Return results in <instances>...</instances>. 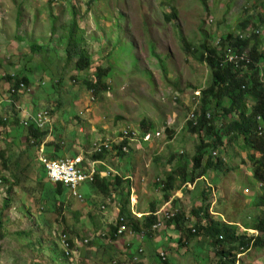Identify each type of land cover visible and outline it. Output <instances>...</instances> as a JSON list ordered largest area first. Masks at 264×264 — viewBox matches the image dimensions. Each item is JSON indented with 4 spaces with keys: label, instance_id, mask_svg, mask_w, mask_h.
<instances>
[{
    "label": "rangeland",
    "instance_id": "rangeland-1",
    "mask_svg": "<svg viewBox=\"0 0 264 264\" xmlns=\"http://www.w3.org/2000/svg\"><path fill=\"white\" fill-rule=\"evenodd\" d=\"M50 1L0 0V98L5 99L8 88L12 85V80L8 82L5 74L26 75L24 63L27 65L34 59L44 58L43 50L34 54L29 46V41L42 37L38 43L49 52L46 60L50 61V71L43 61L46 65L45 72L48 76L52 75L53 82L49 80L50 84L46 81V85H41L40 82L43 80H39L38 64L36 72L27 73L31 80L30 91L20 96L21 103L30 106L33 111L42 107H54L57 112L53 125L58 131L55 135L59 138L55 141L59 142L61 148H66L65 143L70 141L72 153L76 155L84 152L85 157H89L86 155L93 151L91 144H98L104 138H115V135L124 129L133 128L139 133L137 128L140 129V122L144 118L147 122L153 123L157 130L168 127L170 131L164 133L161 130L159 138L157 137L155 141L153 139L148 144L143 143L142 152L135 151L133 155L127 152L123 157L113 158L110 155L106 158L107 163L110 162V158L132 172L134 175L131 177L132 185L138 194L140 206L155 201L161 204L159 207L162 206L165 202L161 198L163 191L156 186V178L159 177L161 180L165 178L166 170L162 164H168L169 153L176 152L188 137L185 119L195 102L194 90L207 87L210 82L209 67L199 61L195 54L188 53L185 45L189 44L192 50L206 40L215 46L221 35L231 33L235 36L241 30V24L246 17L251 20L247 24H257L264 29V0H91L87 2L88 5L85 3L86 0H75L77 40L88 53L93 68L84 72L66 73L68 78L64 81V88L57 91L51 84L56 83L57 78L60 79L64 72L63 67L67 66L64 50L66 44L61 38L66 30L63 25H68L71 19L73 8L70 2L73 0H58L57 4H51ZM21 10H24L25 23L17 28L14 20ZM168 13L171 14L169 20L165 17ZM53 17L58 18L54 21ZM52 27L54 31H51ZM262 38L264 40L263 34ZM261 48H264V42ZM99 63L102 68H109L107 76L103 78L109 88L95 96L82 81L72 79V75L77 74V80L89 78L94 68L97 70ZM210 101L211 99L207 98L208 105ZM196 108L199 109L200 105ZM209 109L214 111L212 108ZM52 110L54 112V109ZM60 116L62 121H59ZM75 116H80V119ZM8 118L14 119L13 114L10 113ZM11 125L4 129L12 130ZM14 130L18 148L16 152L19 153L20 147H24L25 144L24 133L22 127H15ZM6 133L3 132L0 136L1 147L4 145L2 141H14L12 135L8 136ZM170 133H175L171 139V147L167 144ZM192 136L193 141L188 143V148L183 146L185 152L193 153L199 143L195 135ZM237 142L241 144L242 139L239 138ZM237 142L233 140L227 143L225 152L221 153L227 159L224 179L223 176L222 181L219 179L223 172L208 171L200 181L202 186L192 187L190 184V190L177 192L179 201L174 205L176 210L182 206L190 210L193 200L195 207L200 206L201 202L195 198L202 187L211 186L207 189L210 194L212 193V196L208 197V202H213L209 207L210 216L238 223H241L244 217L253 220L257 216L258 210L253 204L252 196L262 197L264 191L253 178L251 168L253 161L249 160L251 150L247 148L246 152L242 151ZM19 143L21 144L18 146ZM10 152L17 156L16 152L11 150ZM57 155H64V151L59 149ZM131 156L132 162L127 166ZM156 156L160 157V162L154 160ZM42 174L45 175V172L42 171ZM24 178L34 179L30 175H24ZM138 189L139 193L136 191ZM92 190L88 182L79 186L84 198L94 197ZM48 193L53 194L51 191ZM20 196L23 198L22 201L26 200V205L32 210L35 209L27 193L21 191ZM0 197V204L3 205V197ZM56 201L67 203L66 198L58 195ZM85 201L87 199L82 200L78 197L69 200L68 208L72 204L76 205L80 208V215L77 219L73 211L68 216L64 213L63 224L57 221L59 217L55 213H43L50 227L39 225L41 221L39 217H43L42 215L38 217L40 212L36 216L35 211L29 213L21 208L18 212L17 209L12 210V207L4 210L0 206V218L3 221L1 230L5 233L0 239V264H70L65 261L59 245L58 234L61 230L64 229L69 237H86V228L90 227L87 212L93 209L91 212L94 214L90 215L93 224L106 217V213H103L105 210L97 211L99 204L93 207L84 206ZM97 202L99 203L100 199ZM46 203L49 204L50 201L47 200ZM78 223L80 226L75 229ZM108 225L106 220L105 224L95 226L96 237L102 238L104 230L101 228ZM67 227L71 230H66ZM162 232L158 234L163 235ZM248 232L252 234V231ZM162 237L167 241L163 246L156 244L154 238L153 243L143 240L146 251L139 257V262L161 264L157 254L165 252L166 259L171 264H212L210 258L214 255L215 249L206 237L195 236L187 247H181L176 239V244H171L173 237L170 235ZM85 246H80L82 264L89 263L82 256L83 251L87 249ZM197 249L201 253L196 257ZM100 251L102 256H99L106 262L110 263L111 259L117 257L114 256L112 247H100ZM236 258L235 264H264V248L256 250L252 247L250 251L237 255ZM92 264L100 263L96 260Z\"/></svg>",
    "mask_w": 264,
    "mask_h": 264
},
{
    "label": "trees",
    "instance_id": "trees-1",
    "mask_svg": "<svg viewBox=\"0 0 264 264\" xmlns=\"http://www.w3.org/2000/svg\"><path fill=\"white\" fill-rule=\"evenodd\" d=\"M91 0L88 1V3ZM87 3V5H88ZM71 19L68 25L63 26L66 28L65 35L61 38L62 41L66 44L65 50V59L66 65L63 67V73L61 74L58 82L51 84L54 90H59L64 88V81L67 80L66 73L72 71L81 70L85 71L93 66H91L89 55L77 40L78 35V21L76 17V8L74 2H71ZM170 13L166 14L165 17L169 20ZM172 15L176 17V14L172 12ZM262 17L260 16V19ZM241 26H246L250 19L246 17L243 19ZM19 23V20H16ZM54 31V29L52 30ZM263 33L255 34L251 38L240 39L234 37L231 33L221 35V39H217L216 42L218 45H210L206 40L202 41L198 48L190 49L189 44L185 45V50L191 55L195 54L197 59L201 62H204L210 69V82L207 87L202 91V103L200 105L201 114L197 125L193 126L191 122L188 123V132L187 135H196L199 143L194 149V152L191 151L182 152L181 154H174L171 158L176 159V171H167L164 173V179L161 180L159 177L156 179V186H159L163 194L161 196L163 201H167L175 193L176 189L182 187L186 182H194L197 178L202 177L208 171L224 170V163L221 158L223 155L222 151L225 152V147L227 143L231 141H236L240 138L242 143H238V146L242 151H247V148L251 150L249 154V160L253 161L252 174L255 182L260 184L261 188L264 191V134L259 135L257 132V123L261 124L264 131V84L259 82L260 75V66L264 62V48H261V44L264 42L262 38ZM81 38V43H82ZM31 50L34 54L40 52L41 46H37L35 42L30 44ZM252 48L251 63L244 65L242 67V61L228 62V56L232 54H241V50L245 48ZM43 57L41 60H32L31 64H28L26 71L36 72V69L39 66V80H43L41 85H46V81L49 83L51 80L46 74V68L43 61L46 62L48 69L50 71V61L46 60V55L48 51L45 49L42 51ZM43 59V60H42ZM42 61V62H40ZM34 64V65H32ZM97 66V70L94 69V73L89 76V78H83L82 80H77V74L72 75V79L75 81L83 82V84L91 92H94L96 96L98 92H106L109 88L108 84L103 79L104 76H107L109 68H102L100 63ZM69 66V69H68ZM106 74V75H105ZM19 76V74H17ZM6 78L10 80V74L6 75ZM5 78V79H6ZM19 82H25L29 85L31 83L28 75L22 74L21 77H18ZM71 78V77H70ZM53 82V80H51ZM50 84V83H49ZM23 92H20L18 89L13 94L10 95V100L7 103L3 104L1 108L2 114L12 112L14 119L10 123L14 127H20L18 120V111L15 110V106L12 101L18 100ZM101 94V93H100ZM99 95V94H98ZM207 98H210L211 101L209 105L207 103ZM5 107V108H4ZM32 107V106H31ZM209 108L214 110V115L211 119H206L205 111ZM33 108V107H32ZM221 112V113H219ZM3 116L0 117V125L7 126L9 124L8 119H3ZM80 119V116H75ZM230 117V118H229ZM140 128L144 132H149L152 129H155V126L151 122H147V119H142L140 122ZM203 130H206L203 134ZM58 131L54 129H49L45 127L43 129L38 128L34 123H29L24 128V136L27 141L26 146L37 148L40 142H43L48 135H52L54 140H48L46 146L48 147L47 153L49 156H55L54 153L50 152V148L54 146V149L57 151L61 148L59 142L55 141L59 138L55 135ZM126 141L123 140L121 144L115 146L116 153L115 157H123L127 152L121 150L122 144H125ZM70 141L65 143L64 149L67 152H71ZM219 150V153L216 155L212 154L214 149ZM57 149V150H56ZM139 152H142L139 151ZM107 152L96 151V153H90L86 156L92 160H99L103 158ZM258 154V156H257ZM72 156L75 154L71 153ZM127 164L130 165V159ZM160 157H154V160L160 162ZM156 163V162H155ZM247 163V162H244ZM190 165V167L188 166ZM121 170L120 175L110 173L108 177H100L98 173L95 174L92 181H86L92 186V191H94L93 196L87 198L89 200L88 205L93 207L99 204L97 200H104L103 195L110 194V190L113 188L116 190V199L118 200L119 206V215L117 220L110 224V237L113 236L114 232L120 225L124 223L133 234L141 235L142 233L145 236H153L154 229L153 225L159 222L160 217L156 216L155 212L157 211L160 203L151 202L149 206L148 214L143 216L141 219L135 217L129 209V196L131 183L128 177V173ZM20 173V172H19ZM13 172V182L11 186L18 187L24 193L30 197L31 201L37 205L41 213L39 216H43V213L53 212L59 218L58 221L63 224L65 222L64 209H66L65 203L63 201L57 202L56 195L61 198H67L68 188L57 183L56 185H50L46 183L45 177L39 178L36 182L27 180L20 173ZM83 182V183H86ZM82 183V184H83ZM201 185V184H200ZM7 187V196L3 199L4 202L2 209H9V193L13 187ZM34 186V187H33ZM82 185H80L81 187ZM113 187V188H112ZM79 189V187H78ZM209 188L202 187L197 198L200 200V206H194L193 201H191V208L187 210L184 206L182 208H176L174 205L179 201L178 198H174L172 201V210L175 211V216L165 220L166 230L169 232L172 238V242L181 244V247H187L189 241L195 236H204L209 239L210 244L213 246L214 255L210 258L212 264H235L237 261L236 256L241 252H248L251 248L260 250L264 248V196L260 197L253 195L252 200L254 199V206L257 208V216L250 220L248 217H244L241 223L236 221L235 223H226L222 220H218L213 216L209 215L210 202H208V197L210 195ZM53 193L49 195L48 192ZM100 197V198H98ZM42 198L43 201H42ZM8 199V201H7ZM50 201L49 204L46 202ZM206 204H203V203ZM57 206V207H56ZM48 209V210H47ZM47 210V211H46ZM64 217V221L62 220ZM119 217L123 218V222L119 220ZM43 226L50 227V223H46L44 216L40 217ZM2 219L0 218V239L4 236V232L1 230ZM41 227H43L40 224ZM241 226L246 229H241ZM172 227V229H170ZM66 230H71L69 227L65 228ZM169 229V230H168ZM247 229H254L258 231V234L250 235L247 233ZM64 231V229L62 230ZM177 234V238H176ZM144 236V237H145ZM175 236V237H174ZM176 239V240H175ZM167 242V241H166ZM165 242V243H166ZM159 244L160 246L165 245ZM157 244V243H156ZM201 248V246H200ZM158 251V250H157ZM201 253L197 249L196 257ZM159 263L161 264H171L166 258V255L161 253L157 254ZM64 256V253H63ZM65 257V256H64ZM65 261H70L65 257ZM128 264H143L141 262H133L132 259H129Z\"/></svg>",
    "mask_w": 264,
    "mask_h": 264
},
{
    "label": "clouds",
    "instance_id": "clouds-1",
    "mask_svg": "<svg viewBox=\"0 0 264 264\" xmlns=\"http://www.w3.org/2000/svg\"><path fill=\"white\" fill-rule=\"evenodd\" d=\"M56 1L58 2V0H51L49 3H51V4H55L56 3ZM89 0H86L85 1V3H87ZM73 2H74V4H75V0H73ZM19 3V2H18ZM57 4V3H56ZM70 5L72 6V4H71V2H70ZM75 5H77V4H75ZM24 16H25V14H24V10H21L18 14H17V16L15 17V23H14V25L18 28V27H20L22 24H24L25 23V20H24ZM54 18V21L58 18V17H53ZM19 20V23H17L16 22V20ZM258 22L259 23H261L259 20H258ZM63 26H65V24L63 25ZM54 29V27H52V30ZM51 30V31H52ZM259 33H263V29H262V27L261 26H259V25H253V24H247L246 26H242L241 27V30L239 31V32H237V34L235 35L236 37H238V38H240V39H244V38H251L253 35H255V34H259ZM234 36V37H235ZM16 38H18L17 36H15ZM42 37H38L37 39L35 38V39H32L31 41H29V46H30V44L32 43V42H35L36 43V45L37 46H40V44L38 43L39 41H40V39H41ZM220 40V39H219ZM216 44H217V42H216ZM218 45V44H217ZM31 48V47H30ZM42 50H45L44 48H41L40 49V51H42ZM251 50H252V48L250 47V48H245V49H242L240 52H241V54L242 53H244L245 55H246V60L244 61V62H242V67H245L244 65H246V64H249V63H251V60H253L252 59V56H251ZM239 53V52H238ZM240 54V53H239ZM230 63V62H229ZM261 64H264V62L263 63H261ZM28 65V64H27ZM25 63H24V67L25 66H27ZM91 66H92V64H91ZM93 68V67H92ZM92 68H90V69H92ZM95 69V68H94ZM25 70H26V68H25ZM76 71H78V72H80L81 70H76ZM85 71H87V70H85ZM260 75H259V82L260 83H263L264 84V65L263 66H260ZM81 72H84V71H81ZM95 72V71H94ZM93 72V73H94ZM28 73V71H26V75H28L27 74ZM92 73V74H93ZM5 75H7V74H5ZM91 76V75H90ZM10 80H12V85H10L9 86V88H8V93H7V95H6V103H7V101H11L10 100V95L11 94H13V93H15L18 89L20 90V92H23V94L21 95V96H23V95H25V93H27V91H30V84L29 85H27V84H25V82H19L18 81V79H20V78H18V77H21L20 75L19 76H17V74H15V73H11L10 74ZM29 77V76H28ZM84 78H86V77H84ZM10 80L8 81V82H10ZM55 82H58V80H55ZM41 83H43V82H41ZM21 85H23V86H21ZM204 86H203V88L202 89H199V88H197L196 90H194V93H193V95H194V97H193V99L195 100V102H194V105H193V107L191 108V110L189 111V112H187L188 114H186V119H185V122H186V124L188 125V123L189 122H191L192 123V125L193 126H195V125H197V123H198V120H199V116H200V114H201V109L199 108V109H197L196 107L198 106V105H201V103H202V91L204 90ZM198 92V95L196 94ZM200 93H201V95H200ZM8 94H10V95H8ZM175 98V97H174ZM93 99V98H92ZM200 101H201V103H200ZM13 102V104H14V106H15V110L16 111H18V120H19V123H20V127H22V129L23 128H25V126L26 125H28L29 123H34L38 128H41V129H43V128H45V127H49V129H54V125H53V123H55V112H57V110L55 111V108L54 107H51V108H49V107H42L41 109H39V110H37V111H33L31 108H30V106H28V105H26L24 102H22L21 103V101H20V98L18 99V100H15V101H12ZM200 103V104H199ZM194 107H195V110H194V113H195V117H196V123L194 124V120H192V119H188V116H189V114H190V112H192V110L194 109ZM52 109H54V112H53V110ZM11 112V111H10ZM10 112L9 113H5V114H2V112L0 111V117L1 116H3V117H5L6 119H8L9 120V124H11L10 123V121H13V119H10V118H8V116H9V114H10ZM207 113H210L211 114V116L208 118L207 117ZM219 113H221V112H219ZM11 114H12V112H11ZM38 114H45V116L46 117H48V119H49V121L47 122V123H45L43 126H38L37 125V123H36V117H37V115ZM205 117H206V119H211V117L214 115V111H211L210 109H207L206 111H205ZM230 118V117H229ZM56 119H58V117L56 118ZM63 119H62V117L60 116L59 117V121H62ZM262 129H263V127L261 126V124H259V123H257V132H258V134L261 136V135H263L264 134V131H262ZM137 130L140 132V134H151V139L149 140V141H143L142 142V147H140L137 143H132V144H127V140H125L126 141V143L125 144H122V146H124V145H127L126 147H127V150L126 151H124L122 148H121V150L123 151V152H131L132 154H133V152H139V151H141L142 150V148H143V143H146V144H148L149 142H151L153 139H154V141H155V139L158 137L159 138V135H160V133H161V130L165 133L166 131H169V128L168 127H161L159 130H157V128L155 127V129H152L151 131H149V132H144L141 128L140 129H138L137 128ZM123 131V130H122ZM122 131L121 132H119V134H117V135H115V137L116 136H119L121 133H122ZM206 130H203V134H204V132H205ZM159 133V134H158ZM195 135V134H194ZM195 137H197L196 135H195ZM52 140L53 138H52V135H48L47 137H46V139L43 141V142H40V144L38 145V147L37 148H33V147H31L32 149H35L36 151H37V154H36V157H37V161L39 162V165H40V167H41V169H42V171H44L45 172V175H44V177H46L47 178V180L49 181V183L51 184V185H56L57 183H61V185H63V186H65L66 188H68V191H67V195H68V193L70 194L69 196L70 197H72V198H75L76 199V197H78V198H80V199H87V198H84V196L82 195V193L79 191V189H78V187L80 186V185H82V183L83 182H86V181H92L93 180V177L95 176V174L96 173H98L99 174V176L102 178V177H107V176H109V174L110 173H113V174H117V175H120V172L118 171H116V170H112V167H110V166H108L107 165V163L105 162L106 161V158H107V156H108V154H110V155H112L113 156V158L115 157V153H116V148H115V146H117V145H119V144H121V142L120 143H114V145H113V148L111 149V150H109V149H101L100 151H102V152H107V154L103 157V158H100L99 160H92V159H90V158H88V157H85V155L83 154L84 152H82V153H80V154H76V155H74V156H72V157H69L70 155L68 154V152L66 151V150H64V148H60L61 150H63L64 151V155H62V156H58L57 154H56V151H55V149L53 148L54 146H52L50 149V152H52V153H54L55 154V156L53 157H51V156H49V154L47 153V149H48V147L46 146V142L48 141V140ZM141 139H143V137H141ZM105 140V138L104 139H102V140H100V142H102V141H104ZM26 141V140H25ZM27 142V141H26ZM58 142V141H57ZM99 142V143H100ZM95 144H97V143H94V144H91V146L93 145V151L91 152V153H96V151L97 150H94L95 149ZM60 147H62L61 145H60ZM64 147V146H63ZM57 150V149H56ZM72 151V150H71ZM183 151H181L180 153H182ZM215 152V153H214ZM217 153H219V150H218V148L217 149H214L213 151H212V154L213 155H216ZM41 156H43V157H45V158H47L48 160H59V159H63V158H69V159H75L76 157H78V156H81L82 157V162H81V164L79 165L80 166V168L85 172V173H90V171L92 170V169H94V173H93V175H92V178L91 179H86V180H84V181H82L78 186H77V188L75 189V191H76V193H77V195H75L74 193H73V191L70 189V187H68V186H66L65 184H63L62 182H54V181H52L51 180V178L48 176V174H47V170H46V168H45V166H44V164L41 162V160H40V157ZM222 159V161H223V163L225 164L224 165V168H225V166H226V164H227V159L223 156V158H221ZM248 163V162H247ZM246 163V164H247ZM249 164V163H248ZM253 165V164H252ZM252 168V167H251ZM234 169V168H233ZM233 169H231V171L233 170ZM217 171H221V170H217ZM216 171V172H217ZM229 171V170H228ZM221 172H223V175H220V177H219V179H221V176H223V179H224V177H225V174H226V172L227 171H221ZM129 175V174H128ZM205 175H203L202 177H200V178H197L194 182H186V183H184L183 185H182V187L181 188H179V189H176L175 190V193H177L178 191H184L185 189H189V187H187V185L188 184H191L192 185V187H193V185H194V187L195 186H197V185H200V184H202V182H200V181H202V179H203V177H204ZM214 177H216V174H214L213 175ZM126 178H129V180H130V183H131V189H130V196H129V209H130V211H131V213L135 216V217H142L141 215H139L138 213H137V211H136V209H135V207H136V205H137V193L135 192V188H134V185H132V178L130 177V176H128V177H125V179ZM223 179H221V181L223 180ZM202 186V185H201ZM261 186V185H260ZM191 187V188H192ZM209 187H211V186H206V188H209ZM133 189H134V192H133ZM21 190V189H20ZM190 190V189H189ZM193 190V189H192ZM137 191V190H136ZM23 192V191H22ZM24 193V192H23ZM209 196H212V193L209 195ZM175 197L174 196H171V198L169 199V200H167V201H165L164 202V204L162 205V207H161V209H164V210H172V201H173V199H174ZM86 202V204L88 205V203H89V200H87V201H85ZM84 202V203H85ZM169 202H170V204L171 205H169V207L171 206V208H166V205H168L169 204ZM166 203H168V204H166ZM210 203H213L212 201L210 202ZM215 203V202H214ZM11 204V203H10ZM133 205V209L131 208V206ZM99 206H100V204H99ZM91 207V206H90ZM160 209V210H161ZM97 210H98V208H97ZM101 210H103V209H101ZM159 210L157 209V211L155 212V214H156V216H159L160 217V220L162 221V225L160 226V227H158V228H154V227H152V229H154V233H153V235L155 234V233H161L162 232V230L163 229H166V228H164V226H165V220H168V219H165L162 215H158L157 214V212H158ZM172 211H174V210H172ZM175 212V211H174ZM64 214V213H63ZM118 215H119V213H118ZM118 215H117V217H118ZM146 215V214H145ZM144 215V216H145ZM36 216H37V214H36ZM175 216V215H174ZM172 218V217H171ZM121 219V217H119V220ZM117 219L115 218V221H116ZM121 221V220H120ZM222 221H224V222H226V223H235V222H233V221H225V220H222ZM40 223V222H39ZM41 224V223H40ZM39 224V225H40ZM112 224V223H111ZM121 224V223H120ZM155 225V224H154ZM153 225V226H154ZM119 227V226H118ZM105 228H107V230H105L104 231V235H103V237L101 238L102 240H104V241H106V242H108V243H111V242H109V241H113V240H116L118 237H121V236H123L124 234H128V235H130L129 234V232H125V233H123V234H120V235H118V236H116L115 235V232L117 231V229H116V231L114 232V234H113V236L112 237H110V226H108V227H105ZM128 228V227H127ZM103 230H104V228H103ZM128 230L130 231V229L128 228ZM243 230H246V229H244L243 228ZM248 230L249 231H252V234H250V235H257L258 234V231L257 230H254V229H247V233H249L248 232ZM164 231V230H163ZM63 232V233H62ZM57 235V234H56ZM131 235L133 236H138V235H136V234H133L132 232H131ZM130 235V236H131ZM63 236H66V241L68 242V245H69V249H70V251H75V254H71V255H67L66 254V252H65V247H64V243H63ZM142 238L145 236V234H141L140 235ZM80 237V236H79ZM77 236H75V237H69L68 236V234L66 233V232H64V231H62L61 230V233H59L58 234V239H59V245H61V249H62V252L64 253V256L66 257V258H68L70 261H72L71 262V264H81V262H80V246H82V245H87V244H94V241H92V239H88V238H85V239H80V241H81V245H77ZM79 239V238H78ZM110 245V244H109ZM160 249V248H159ZM143 252H144V250H143V247H141V246H137V249H136V251H135V253L134 254H131V256L130 257H128V259H121V258H119V257H116V258H113V259H111L110 260V264H128V262H129V259L131 258L132 259V261L133 262H139V257L141 256V254H143ZM160 253H163V255H166V253L165 252H160ZM244 254V253H246L245 251L244 252H241V253H239L238 255H240V254ZM134 258H136V260H134Z\"/></svg>",
    "mask_w": 264,
    "mask_h": 264
},
{
    "label": "crops",
    "instance_id": "crops-1",
    "mask_svg": "<svg viewBox=\"0 0 264 264\" xmlns=\"http://www.w3.org/2000/svg\"><path fill=\"white\" fill-rule=\"evenodd\" d=\"M49 78L51 80H53L52 77H49ZM56 80H58V78ZM6 98L5 99H1L0 98V110H1L2 104L6 103L5 102ZM10 125L11 124H8L7 126H10ZM7 126L0 125V136H1V134L3 132H7L6 135H8V136L12 135V138H14V141H12V140L9 141V142L2 141L4 143V145H2V147L0 146V196H2L3 199L6 198V196H7V187L11 186V183L13 182L12 181L13 180V175H12L13 172H15V173H19L20 172L23 175V177H24V175H30V176H32V178H34V179H31L32 181H36L40 177L44 178V175L42 174V169H41V167L39 165V162L37 161V157L35 155V154H37V151L34 152V151H32V148L30 146H26L27 142L24 139V143H25L24 147L21 146L20 150H19V153L16 152V149H18V148L16 146L17 145V143H16L17 140H16V131L14 130L15 127H13L14 125H11L12 126V130H5L4 128L7 127ZM22 131L24 133V128L22 129ZM174 135H175V133H170V137H169L170 141L169 140H168L169 142L167 141V144L169 145V147H171V139L174 138ZM186 136H188V137H186L184 143L180 144V146H179L180 148L176 152H172L171 154L169 153V157L167 159L168 160V162H167L168 164H162V166H164V169L166 170V172L167 171H171V170L172 171H176L175 169L178 166L176 164V159H175V157L174 158H171V157L174 156V154H177V158H178V154L181 151H184L183 150V146H184V148H186V147L188 148V146H189L188 143L189 142L191 143V141H193V138H192L193 136L192 135H186ZM23 138H25V136ZM20 144L21 143H19L18 146ZM12 147H13V149H12ZM10 150L13 151V152H16L17 156L15 157V155H12ZM71 153H72V151L68 152L69 155H71ZM109 156H110V154H108L107 158ZM130 160H131L130 162H132V159H130ZM109 161L110 162H108V163L106 161L105 162L107 163L108 166L112 167V170H116L117 172L118 171L121 172L119 167L120 166L122 167V165H120L119 162H117V161L114 162V160H111L110 158H109ZM133 164H134V162H133ZM126 165L128 166L129 164H126ZM188 166L190 167V165H188ZM123 170H125L129 174L130 177L134 176L132 174V172H130L128 170L127 167L123 168ZM45 181H46V183L50 184L46 177H45ZM201 185H199V187ZM11 187H13V186H11ZM115 191L116 190L114 188L112 190H110V194H108L106 196L103 195V197L105 199L99 202L100 206L98 207L97 211H100L101 209L105 210V211H103V213L104 212L106 213V215H105L106 217H104V218L102 217L100 219L99 223L93 224L92 223L93 219L90 216V215L94 214L93 212H91V210H93V209L89 210L87 212V215L90 217V219H89L90 223L88 222L90 227L86 228L87 229V233H86L87 236L86 237H83V236L79 237L78 236L79 239L77 238V241H76L77 245H81L80 239H82V238L83 239L88 238V239H92V241H94V244L92 246H85V247H87V249L84 250L83 253H82V256H84V259L88 260V262L90 264H92L93 261L96 262V260H98V262L100 264H102L103 262H105L104 264H110L108 261L106 262V260L104 261L102 259V257H100V256H102V253L100 251V247L101 248L112 247L114 252H115L114 256H117V257H119L121 259H128V257L131 256V254L135 253V251L137 249V246L143 247L144 252L146 251V245L144 244L145 242L143 240H148V241L153 243V239L152 238H154V240L157 241L155 243L164 244L166 241H165V238L162 237V236H166V235L169 234V232L166 229H164V231L162 232L163 235H159V234L156 235L157 233H155L152 237L147 235V236L142 238L140 235H138V236H134V235L132 236L131 235L130 236L128 234H124L123 236H125V238L118 237L116 240L109 241L111 243H108V242L102 240L101 238L96 237L95 226H101V225L105 224L106 220H107V223L109 224L108 226H110L111 223L115 222V218L117 219V215L119 213L120 204H119L118 200L116 199ZM137 191L139 193V189ZM20 195H21L20 188L13 187L10 190V193H9V199L10 200H9V202L11 203L10 204V208L12 207V210L13 209H17V211L19 212V210L21 208H23V210L25 212L28 211L29 213H34V211H35V213L37 214V213L40 212L39 210H41V209H39V208H42L43 204L41 206L37 207V205H34L33 203L30 202L33 206H35V209L32 210L31 207L26 205V200L22 201L23 198H21ZM69 195L70 194L68 193V196L66 198L67 203L65 205L66 209H64V213H66V216H68V214L73 211L72 213L78 219L79 218L78 216L80 215V208L77 207L74 204H72L71 207L68 208L67 204H68L69 200L72 199V197H70ZM172 196H174L175 198H178V193H174ZM27 199H28V196H27ZM195 199L197 200L198 198L196 197ZM7 201H8V199H7ZM29 201H31V199ZM137 201L138 202H137V205H136L135 209H136L137 213L143 217L145 214H148V211L150 210L149 209L150 204L140 206L141 203H140V200H139L138 196H137ZM4 202H6V201H3V204H4ZM23 202L25 203L24 206L22 205ZM83 205L87 206L86 202ZM169 205H170V202H169L168 205H166V208H171V206L169 207ZM0 206L2 207L3 205L0 204ZM138 206H139V208H138ZM145 206H146V209H145ZM161 207L162 206H160L158 208V210H160ZM64 217H65V215H64ZM64 217L62 219L63 221H64ZM138 218L141 219L140 217H138ZM39 219H40V217H39ZM40 223L43 226L42 221H40ZM70 225L72 226V224H70ZM77 226H80V224L78 223L76 225V227ZM108 226H103L101 229L104 228V231H105V230H107V228H105V227H108ZM75 229H78V227L75 228ZM170 229H172V227H170ZM159 236H160V238H159ZM171 244L175 245L176 243L172 242ZM143 245H145V246H143ZM92 248H94L95 250L93 251ZM89 263H87V264H89Z\"/></svg>",
    "mask_w": 264,
    "mask_h": 264
},
{
    "label": "built area",
    "instance_id": "built-area-1",
    "mask_svg": "<svg viewBox=\"0 0 264 264\" xmlns=\"http://www.w3.org/2000/svg\"><path fill=\"white\" fill-rule=\"evenodd\" d=\"M242 61L244 62L246 60V55L244 53L242 54H230L228 56V62H236V61ZM23 86V85H21ZM198 95V92L196 93ZM195 107L190 112L188 119L194 120V124L196 123V117L194 113ZM211 116L210 113H207V117L209 118ZM5 119V117H2ZM49 121L48 117L45 116V114H38L36 117V123L37 125L43 126L45 123ZM139 132V131H138ZM159 134V133H158ZM143 137V139H141ZM151 139V134H140L136 132L133 128L131 129H124L122 133L119 136H116L115 138L105 139L104 141L95 144V149L97 151H100L101 149H109L111 150L113 148L114 143H120L123 140H127V144L137 143L140 147H142L143 141H149ZM127 145L122 146V149L124 151L127 150ZM215 153V152H214ZM41 162L44 164L48 176L51 178L54 182H62L66 186L70 187V189L73 191L75 195H77L75 189L77 186L86 179H91L92 175L94 173V169L90 171V173H85L81 168L80 164L82 162V157L78 156L75 159H69V158H63L59 160H48L47 158L41 156L40 157ZM190 184L187 185L189 187ZM168 204V203H166ZM133 209V205L131 206ZM158 215H162L165 219H169L175 215L174 211L170 210H164L161 209L157 212ZM121 222H123V218L120 219ZM162 225V221L159 220L153 227L158 228ZM125 232L131 233V231L128 230L127 226L124 223H121L119 227L117 228V231L115 232V235L118 236L120 234H123ZM63 243L65 252L67 255L75 254V251H70L68 242L66 241V236H63ZM163 255V253H161ZM136 260V258H134Z\"/></svg>",
    "mask_w": 264,
    "mask_h": 264
}]
</instances>
